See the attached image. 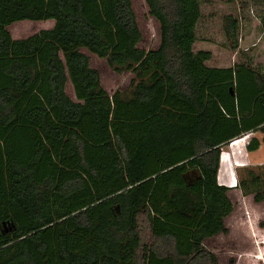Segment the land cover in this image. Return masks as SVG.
Segmentation results:
<instances>
[{
  "label": "trees",
  "instance_id": "obj_1",
  "mask_svg": "<svg viewBox=\"0 0 264 264\" xmlns=\"http://www.w3.org/2000/svg\"><path fill=\"white\" fill-rule=\"evenodd\" d=\"M145 3L150 50L131 0H0V264H215L203 242L233 208L221 148L264 143V69L206 65L200 0ZM23 20L54 24L12 38ZM223 30L235 48L237 19ZM81 49L132 72L128 91L109 94ZM262 169L239 183L257 202Z\"/></svg>",
  "mask_w": 264,
  "mask_h": 264
},
{
  "label": "rangeland",
  "instance_id": "obj_2",
  "mask_svg": "<svg viewBox=\"0 0 264 264\" xmlns=\"http://www.w3.org/2000/svg\"><path fill=\"white\" fill-rule=\"evenodd\" d=\"M131 2L141 31L139 47L144 50L157 48L159 44L157 20L149 13L145 0H131ZM258 2L259 0H200L201 17L195 28L196 41L193 50L211 52L212 56L206 65L230 67L239 62H250L254 68H264L262 28L264 5ZM229 14L238 21L235 48L231 46L223 30L224 17ZM52 25L53 21L23 20L8 25L7 29L12 38L24 39ZM81 51L87 55L90 66L98 72L101 86L109 94L117 89L128 91L134 76L132 72H116L110 68L104 58H99L86 49ZM66 92L74 98L69 83L66 85ZM253 136L257 137V134H249L246 138L242 136L231 143L237 153L240 150L245 154H238L237 159L234 158L235 161L231 162L229 167L231 172H227L229 181H219L220 184L229 187L227 195L233 208L224 219V231L218 232L203 242L206 250L214 255L215 264H264V199L255 201L254 193L245 191L239 184L247 177V169L263 171L264 145L261 144L254 151L255 153L245 149L246 141ZM221 161V165L224 166L223 160ZM219 172L220 170L218 174ZM221 172L224 171L221 170Z\"/></svg>",
  "mask_w": 264,
  "mask_h": 264
},
{
  "label": "crops",
  "instance_id": "obj_3",
  "mask_svg": "<svg viewBox=\"0 0 264 264\" xmlns=\"http://www.w3.org/2000/svg\"><path fill=\"white\" fill-rule=\"evenodd\" d=\"M260 5H262V3H263V5H264V2H263V0H259V2H258ZM246 12H247V9H246ZM25 21V20H24ZM46 21H53V20H46ZM41 22H44V21H41ZM53 24H54V21H53ZM53 26V25H52ZM51 28V27H50ZM46 29V28H45ZM239 63H241V62H239ZM247 63H249V64H251L250 62H247ZM252 66V65H251ZM212 67V66H211ZM253 67V66H252ZM254 68V67H253ZM254 69H256V70H258V71H263V69L264 68H262V69H257V68H254ZM70 84V83H69ZM71 86V85H70ZM71 88H72V86H71ZM72 91H73V89H72ZM74 94V93H73ZM249 134H251V135H254V134H257V137L256 136H253V137H255V138H257V139H259L260 140V145H259V147L261 146V144H263L264 145V143L261 141V138H262V133L261 132H259V131H251V132H248V133H246V134H244L243 136L246 138V136L247 135H249ZM242 137V136H241ZM253 137H251V138H253ZM240 138V137H239ZM250 138V139H251ZM238 139V138H237ZM237 139H234V140H232L231 142H229L228 144H226L225 146H223L222 148H221V155H220V161L221 160H223V162L224 163H222V164H224V166H222L221 165V162H220V166H219V170H220V172H219V174H218V181H220V180H224L225 182H227V181H229V177H228V173L227 172H231V169H229V167H230V165H231V162L232 161H235L234 160V158L235 159H237V155L238 154H243L244 152L243 151H240V150H238V153H237V150L236 149H234L233 147H232V144L231 143H233L235 140H237ZM249 139V140H250ZM248 140V141H249ZM244 141H246V139H244ZM248 141H246V143H245V149H246V144L248 143ZM226 147V148H225ZM225 148V149H224ZM247 150V149H246ZM257 150V149H256ZM255 151V150H254ZM253 151V153H255ZM249 152H252V151H249ZM245 154V153H244ZM223 156V157H222ZM222 157V158H221ZM225 158H226V160H225ZM233 163V162H232ZM256 164H260V163H256ZM221 170H223L224 172L222 173L221 172Z\"/></svg>",
  "mask_w": 264,
  "mask_h": 264
},
{
  "label": "water",
  "instance_id": "obj_4",
  "mask_svg": "<svg viewBox=\"0 0 264 264\" xmlns=\"http://www.w3.org/2000/svg\"><path fill=\"white\" fill-rule=\"evenodd\" d=\"M12 228H9V229H7L6 231H9V230H11Z\"/></svg>",
  "mask_w": 264,
  "mask_h": 264
}]
</instances>
